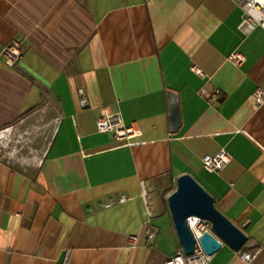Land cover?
Masks as SVG:
<instances>
[{
	"label": "crops",
	"instance_id": "1",
	"mask_svg": "<svg viewBox=\"0 0 264 264\" xmlns=\"http://www.w3.org/2000/svg\"><path fill=\"white\" fill-rule=\"evenodd\" d=\"M241 19L233 0H0V53L24 49L0 60V130L40 124L35 157L0 154V264H164L181 249L167 198L183 174L247 236L209 263L264 264V29L244 35ZM103 110L141 136L98 132ZM222 149L229 163L205 170ZM116 193L130 200L103 207Z\"/></svg>",
	"mask_w": 264,
	"mask_h": 264
},
{
	"label": "built area",
	"instance_id": "2",
	"mask_svg": "<svg viewBox=\"0 0 264 264\" xmlns=\"http://www.w3.org/2000/svg\"><path fill=\"white\" fill-rule=\"evenodd\" d=\"M233 2L242 10V19L239 25V30L244 34H250L255 28L261 27L264 29V0H233ZM24 53L23 46L18 41H12L7 44L0 53L1 62L7 67H15L20 62ZM228 60L239 65L244 61V56L238 52H233L228 55ZM193 71L201 78H205L204 72L193 67ZM219 91H213L210 96L217 99ZM254 101L257 104L264 103V89L256 88L252 94ZM96 127L100 133H108L118 142L131 144L132 139L140 137L142 132L135 125H126L119 111L103 110L96 119ZM11 128L0 130V154H6L5 149L9 145ZM231 160L230 154L222 149L216 155H205L202 159L203 167L210 172H218L222 170ZM130 200V197L123 193H116L108 201L103 203V207H110L114 204L125 203ZM187 225L191 230L195 239L192 253L186 255L182 248L170 256L164 264H210V257L204 251L199 239L208 232L215 235L212 231L211 223L208 220L197 216L187 218ZM147 238L152 241L157 235L158 230L153 226L146 228ZM133 238V237H132ZM134 239V238H133ZM261 251L260 247L253 246L249 251L242 252L241 257L246 263H251ZM68 264V254L65 257V263Z\"/></svg>",
	"mask_w": 264,
	"mask_h": 264
},
{
	"label": "water",
	"instance_id": "3",
	"mask_svg": "<svg viewBox=\"0 0 264 264\" xmlns=\"http://www.w3.org/2000/svg\"><path fill=\"white\" fill-rule=\"evenodd\" d=\"M168 209L178 237L186 255H190L195 239L187 225V218L197 216L211 223L212 231L204 233L199 241L208 255L213 257L222 244L239 250L247 241L245 233L225 217L216 207L212 195L191 175H180L176 188L167 198Z\"/></svg>",
	"mask_w": 264,
	"mask_h": 264
},
{
	"label": "rangeland",
	"instance_id": "4",
	"mask_svg": "<svg viewBox=\"0 0 264 264\" xmlns=\"http://www.w3.org/2000/svg\"><path fill=\"white\" fill-rule=\"evenodd\" d=\"M37 126L40 127V124L33 123L23 127V129H18L17 131L12 130L9 137L11 140L5 149L6 155L16 159L35 157L37 144L35 143L36 140H34V137H37V134H35Z\"/></svg>",
	"mask_w": 264,
	"mask_h": 264
}]
</instances>
